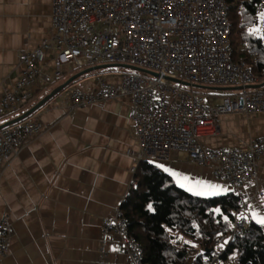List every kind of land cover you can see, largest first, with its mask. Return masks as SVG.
Masks as SVG:
<instances>
[{
	"label": "built area",
	"instance_id": "2783aa9c",
	"mask_svg": "<svg viewBox=\"0 0 264 264\" xmlns=\"http://www.w3.org/2000/svg\"><path fill=\"white\" fill-rule=\"evenodd\" d=\"M48 1L54 33L40 47L19 56L21 74L14 85L4 88L0 121L30 104L35 86L47 89L62 79L66 68L132 65L158 76L121 73L117 83L100 79L97 92L69 87L60 96L70 102L71 111L130 99L137 149L128 155L135 159L134 174L141 162L170 163L173 153L183 154L197 166L211 167L217 181L231 184L242 199V189L258 179L264 135L232 149H208L201 142L205 135L217 132L219 117L264 115V88H255L264 81L243 59L234 62L229 52V0ZM259 1V12H264V0ZM245 47L242 44L241 50ZM170 78L200 87L242 90L213 98ZM43 132V124L33 116L0 130V182L4 167L18 157L27 141ZM248 228V223L236 221L232 233L220 238L218 245ZM103 232L122 239L133 264H146L144 249L129 232L122 208L104 221ZM9 234L10 217L4 213L0 217V257L9 253ZM186 256L194 259L197 254L188 249ZM207 257L201 264L221 263L218 254Z\"/></svg>",
	"mask_w": 264,
	"mask_h": 264
},
{
	"label": "crops",
	"instance_id": "0c3cea01",
	"mask_svg": "<svg viewBox=\"0 0 264 264\" xmlns=\"http://www.w3.org/2000/svg\"><path fill=\"white\" fill-rule=\"evenodd\" d=\"M51 14L48 0H0V100L4 88L20 77L19 56L52 37ZM82 70L66 68L63 78L47 89L38 84L31 104ZM100 71L70 87L97 92L100 79L117 83L122 73ZM228 89L196 88L213 98L239 92L237 87ZM60 95L33 115L44 132L27 141L4 167L0 217H10V250L0 257V264H133L122 239L103 232L104 221L122 208L135 181V159L128 155L137 149L131 100L71 111L70 102ZM23 110L8 113L2 121L10 122L29 109L21 114ZM263 135L264 115L231 114L219 117L217 132L201 142L208 149H232ZM167 164L217 181L211 167L197 166L186 155L173 153ZM245 189L259 207L264 201V157L258 163V179L242 189V204Z\"/></svg>",
	"mask_w": 264,
	"mask_h": 264
},
{
	"label": "trees",
	"instance_id": "16d2710c",
	"mask_svg": "<svg viewBox=\"0 0 264 264\" xmlns=\"http://www.w3.org/2000/svg\"><path fill=\"white\" fill-rule=\"evenodd\" d=\"M228 5L230 55L234 62L243 59L246 67L264 81V46L255 38L248 36V29L256 23L255 17L259 14L260 1L255 0L250 3V0H229ZM242 44L246 46L243 50H241ZM114 71L115 68H109L100 72ZM36 103L25 106L21 114ZM135 181L137 185L130 189L122 205V211L129 232L137 238L144 249L146 264H186L188 249H192L197 254L193 264L202 263L204 259L200 258L201 253L206 256L218 254L221 256V261L225 262L234 247L238 252L236 264H249V262L264 264V230L259 229L254 223H248V229H241L224 252H220L217 248L219 239L229 236L233 228L226 229L222 222H214L212 217L205 215L206 209L222 203L228 211H232L237 207L236 204L225 201L224 198L212 201L184 200L183 203H178L176 191L160 190V175L146 162L139 163L135 172ZM149 202L155 205V215L146 211ZM239 204L242 205L241 199ZM171 219L182 227L174 228L170 233L162 231L161 225L167 224ZM191 223L198 225V235L188 234ZM233 223L235 225L236 221L234 220ZM217 232L222 235L217 237ZM180 235L197 244V247L170 243L171 239Z\"/></svg>",
	"mask_w": 264,
	"mask_h": 264
},
{
	"label": "snow or ice",
	"instance_id": "6c2138e0",
	"mask_svg": "<svg viewBox=\"0 0 264 264\" xmlns=\"http://www.w3.org/2000/svg\"><path fill=\"white\" fill-rule=\"evenodd\" d=\"M255 0H250V3ZM256 23L248 29V36L255 38L261 44H264V12H259L255 17ZM6 123L0 121V124ZM146 164L150 168L156 170L160 175V190L161 191H176L178 194V203H183L184 200H196V201H212L224 198L225 201L236 204L237 207L232 211L221 203L211 206L206 209L205 215L213 218L214 222H222L226 229L234 227L233 221H238L240 224L254 223L259 226V229L264 230V201L260 202V206L257 207L250 202V198L247 196V190L245 189L243 204H239L241 192L235 189L231 184L221 183L219 181L204 177L200 174H193L185 169L178 168L176 166L169 165L165 162L156 161L155 159H149ZM241 208L246 211L240 210ZM146 211L152 215H155L156 208L153 202H149L146 205ZM182 227L175 223L174 219L169 220L167 224L161 225V229L164 232H171L174 228ZM198 225L191 223L188 234L198 235ZM217 237H220L222 233L217 232ZM233 242V237H229L218 245L217 248L220 252H224L227 246ZM172 244H183L196 248L197 244L190 240H186L184 236H176L170 240ZM215 255V253H213ZM238 252L233 249L229 253L227 259L236 260ZM200 258L207 260L208 257L204 254H200ZM223 264V261H221ZM251 264V262H249Z\"/></svg>",
	"mask_w": 264,
	"mask_h": 264
},
{
	"label": "water",
	"instance_id": "95a60500",
	"mask_svg": "<svg viewBox=\"0 0 264 264\" xmlns=\"http://www.w3.org/2000/svg\"><path fill=\"white\" fill-rule=\"evenodd\" d=\"M109 68H121V69L130 70V71H133V72L147 74V75H150V76H153V77H157L158 76L157 74H155L153 72H150V71H147V70H144V69L132 66V65H127V64H105V65H98V66L90 67L88 69L80 71L79 73H77L76 75H74L70 79H68L66 82H64L63 84L59 85L55 89H53L48 95H46L37 104H35L31 109H29L27 112H25L24 114H22L18 118L14 119V120H12L10 122H7V123H5L3 125H0V130L4 129L6 127H9L11 125L17 124L19 122H22L25 119L33 116L39 110H41L45 105H47L51 100H53L56 96H58L60 93H62L65 89H67L72 84H74L81 77H83V76H85L87 74L96 72L98 70L109 69ZM170 80L172 82L178 84V85H182V86H186V87H194V88L200 87V86H197V85H191L189 83L183 82V81H181L179 79L170 78ZM203 88H207V87H203ZM255 88H264V82L261 83L260 85L256 86ZM208 89L229 90L228 88H208ZM239 90H242V88L239 87Z\"/></svg>",
	"mask_w": 264,
	"mask_h": 264
},
{
	"label": "rangeland",
	"instance_id": "374dc122",
	"mask_svg": "<svg viewBox=\"0 0 264 264\" xmlns=\"http://www.w3.org/2000/svg\"><path fill=\"white\" fill-rule=\"evenodd\" d=\"M115 70H117V72H122V73H136V74H141V75L149 76V75H146V74H143V73L133 72V71H130V70H127V69L117 68ZM183 88H186L187 89L189 87L183 86Z\"/></svg>",
	"mask_w": 264,
	"mask_h": 264
}]
</instances>
